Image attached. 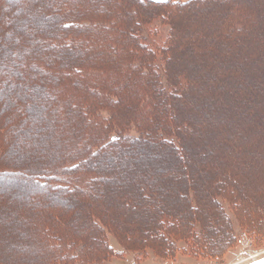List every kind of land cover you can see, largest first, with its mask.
Here are the masks:
<instances>
[{
	"label": "rangeland",
	"instance_id": "obj_1",
	"mask_svg": "<svg viewBox=\"0 0 264 264\" xmlns=\"http://www.w3.org/2000/svg\"><path fill=\"white\" fill-rule=\"evenodd\" d=\"M176 1L0 0V264L264 257V0Z\"/></svg>",
	"mask_w": 264,
	"mask_h": 264
},
{
	"label": "trees",
	"instance_id": "obj_2",
	"mask_svg": "<svg viewBox=\"0 0 264 264\" xmlns=\"http://www.w3.org/2000/svg\"><path fill=\"white\" fill-rule=\"evenodd\" d=\"M195 1H197V0H195ZM147 2H149V3H151V4H155V5H166V4H169L170 2H177L176 0H166V1H154V0H147ZM40 18H42L43 20H45V21H48L49 19L47 18V17H40ZM76 23H73V22H66L65 24H64V29H66V30H71V29H74V27L76 26L75 25ZM66 41V43L65 44H59V42L58 41H56V42H54V41H51L50 43H51V48L52 49H56V50H59V49H61L62 47H70V46H72V41H73V39L71 38V37H69V38H67V40H65ZM73 71H75V73L76 72H83V70L80 68L79 69V67H77V68H75V69H73ZM252 102L255 104V106H254V108H256V103L258 104V103H260V102H264V84H263V86L261 87V90H257L255 93H253V95H252ZM262 102V103H263ZM253 106V105H252ZM258 106V105H257ZM117 139V135L116 134H114V135H112L111 137H110V141H114V140H116ZM127 261H129V260H127ZM86 261L85 260H83V259H79L78 260V263L79 264H86L85 263ZM130 263H127V262H125V261H122L121 260V263H123V264H134V262L133 261H129Z\"/></svg>",
	"mask_w": 264,
	"mask_h": 264
},
{
	"label": "water",
	"instance_id": "obj_3",
	"mask_svg": "<svg viewBox=\"0 0 264 264\" xmlns=\"http://www.w3.org/2000/svg\"><path fill=\"white\" fill-rule=\"evenodd\" d=\"M247 264H264V257H262L258 260L252 261L250 263H247Z\"/></svg>",
	"mask_w": 264,
	"mask_h": 264
},
{
	"label": "bare ground",
	"instance_id": "obj_4",
	"mask_svg": "<svg viewBox=\"0 0 264 264\" xmlns=\"http://www.w3.org/2000/svg\"><path fill=\"white\" fill-rule=\"evenodd\" d=\"M250 115V114H249ZM18 189V188H17ZM258 257H255L252 261H255V260H258V259H260V258H262L261 256H260V258H258ZM244 264H247V263H244Z\"/></svg>",
	"mask_w": 264,
	"mask_h": 264
}]
</instances>
